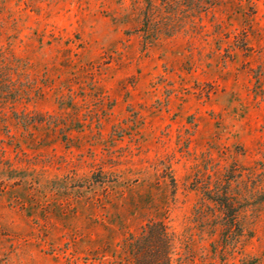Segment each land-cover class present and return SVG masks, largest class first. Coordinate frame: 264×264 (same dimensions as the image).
<instances>
[{
  "label": "rangeland",
  "instance_id": "1",
  "mask_svg": "<svg viewBox=\"0 0 264 264\" xmlns=\"http://www.w3.org/2000/svg\"><path fill=\"white\" fill-rule=\"evenodd\" d=\"M0 61V264H264V0H0Z\"/></svg>",
  "mask_w": 264,
  "mask_h": 264
},
{
  "label": "trees",
  "instance_id": "2",
  "mask_svg": "<svg viewBox=\"0 0 264 264\" xmlns=\"http://www.w3.org/2000/svg\"><path fill=\"white\" fill-rule=\"evenodd\" d=\"M1 64L2 61H0V66ZM2 68L1 66L0 74L3 73ZM224 213L231 220L227 228L230 230L237 228V212L232 207H224ZM123 244L132 264H174L173 239L163 223L150 222L146 224L141 233L129 236Z\"/></svg>",
  "mask_w": 264,
  "mask_h": 264
}]
</instances>
